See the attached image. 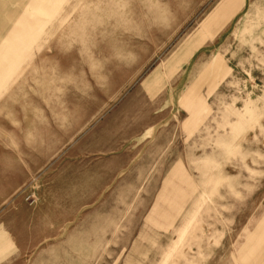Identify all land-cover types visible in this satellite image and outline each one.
Segmentation results:
<instances>
[{"label":"rangeland","instance_id":"1","mask_svg":"<svg viewBox=\"0 0 264 264\" xmlns=\"http://www.w3.org/2000/svg\"><path fill=\"white\" fill-rule=\"evenodd\" d=\"M27 14L0 86V264H264V0Z\"/></svg>","mask_w":264,"mask_h":264},{"label":"crops","instance_id":"2","mask_svg":"<svg viewBox=\"0 0 264 264\" xmlns=\"http://www.w3.org/2000/svg\"><path fill=\"white\" fill-rule=\"evenodd\" d=\"M61 3L62 0H0V86L38 36L31 29L37 21L27 12L56 11Z\"/></svg>","mask_w":264,"mask_h":264}]
</instances>
